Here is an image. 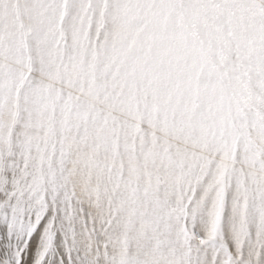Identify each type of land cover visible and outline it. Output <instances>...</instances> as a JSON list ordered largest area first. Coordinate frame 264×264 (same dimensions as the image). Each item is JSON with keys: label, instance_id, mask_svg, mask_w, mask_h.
I'll return each mask as SVG.
<instances>
[{"label": "snow or ice", "instance_id": "obj_1", "mask_svg": "<svg viewBox=\"0 0 264 264\" xmlns=\"http://www.w3.org/2000/svg\"><path fill=\"white\" fill-rule=\"evenodd\" d=\"M0 264H264V0H0Z\"/></svg>", "mask_w": 264, "mask_h": 264}]
</instances>
